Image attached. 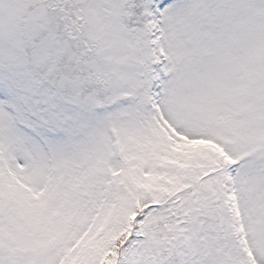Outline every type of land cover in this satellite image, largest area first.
Wrapping results in <instances>:
<instances>
[{"label": "snow or ice", "instance_id": "snow-or-ice-1", "mask_svg": "<svg viewBox=\"0 0 264 264\" xmlns=\"http://www.w3.org/2000/svg\"><path fill=\"white\" fill-rule=\"evenodd\" d=\"M0 264H264V0H0Z\"/></svg>", "mask_w": 264, "mask_h": 264}]
</instances>
